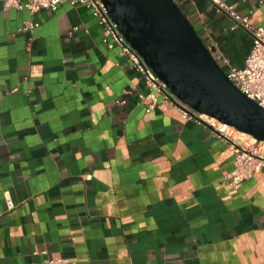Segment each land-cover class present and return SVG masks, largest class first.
<instances>
[{"label":"crops","instance_id":"obj_1","mask_svg":"<svg viewBox=\"0 0 264 264\" xmlns=\"http://www.w3.org/2000/svg\"><path fill=\"white\" fill-rule=\"evenodd\" d=\"M175 1L214 57L244 66V29ZM223 1L264 27V0ZM148 92L89 9L0 0V264H264V172L232 188L230 144L169 103L147 112Z\"/></svg>","mask_w":264,"mask_h":264},{"label":"water","instance_id":"obj_2","mask_svg":"<svg viewBox=\"0 0 264 264\" xmlns=\"http://www.w3.org/2000/svg\"><path fill=\"white\" fill-rule=\"evenodd\" d=\"M144 62L201 115L264 141V109L227 78L175 0H102Z\"/></svg>","mask_w":264,"mask_h":264},{"label":"built area","instance_id":"obj_3","mask_svg":"<svg viewBox=\"0 0 264 264\" xmlns=\"http://www.w3.org/2000/svg\"><path fill=\"white\" fill-rule=\"evenodd\" d=\"M74 5L83 6L92 12L103 30V42L109 49L120 48L124 55L132 62L133 67L140 72L146 85L147 94H139L140 102L150 112L152 106L160 101L169 103L185 120H195L214 130L218 139L227 142L235 154V168L227 176L229 185L238 190L243 183L254 174L264 172V141H258L252 136L239 132L234 127L220 123L205 115H201L177 98L155 72L144 62L139 53L120 32L118 25L113 21L107 7L102 0H68ZM219 11L224 12L233 22V28L244 29L252 39V46L246 56L244 66L236 67L230 64L226 56L215 57L225 71L227 78L234 86L249 99L255 101L264 109V27L253 25L248 18L243 17L235 5L227 4L223 0H209ZM63 0H4L5 8L27 10L35 14L42 10H57ZM36 22H28L24 29H33ZM8 208L14 207L10 199ZM45 258L39 264H71L67 258H50L44 252Z\"/></svg>","mask_w":264,"mask_h":264},{"label":"bare ground","instance_id":"obj_4","mask_svg":"<svg viewBox=\"0 0 264 264\" xmlns=\"http://www.w3.org/2000/svg\"><path fill=\"white\" fill-rule=\"evenodd\" d=\"M206 116V115H205Z\"/></svg>","mask_w":264,"mask_h":264}]
</instances>
